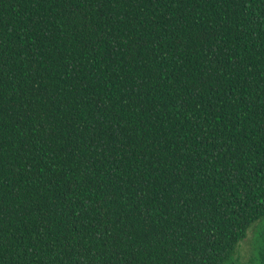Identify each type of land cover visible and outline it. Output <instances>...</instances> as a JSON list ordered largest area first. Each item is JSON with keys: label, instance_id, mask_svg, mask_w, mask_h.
<instances>
[{"label": "trees", "instance_id": "obj_1", "mask_svg": "<svg viewBox=\"0 0 264 264\" xmlns=\"http://www.w3.org/2000/svg\"><path fill=\"white\" fill-rule=\"evenodd\" d=\"M0 264H264V0H0Z\"/></svg>", "mask_w": 264, "mask_h": 264}, {"label": "rangeland", "instance_id": "obj_2", "mask_svg": "<svg viewBox=\"0 0 264 264\" xmlns=\"http://www.w3.org/2000/svg\"><path fill=\"white\" fill-rule=\"evenodd\" d=\"M256 241H257V229L256 227L253 228L247 240L242 243L241 248H240V261L241 262H246L249 260L251 257L254 256L255 250H256Z\"/></svg>", "mask_w": 264, "mask_h": 264}]
</instances>
